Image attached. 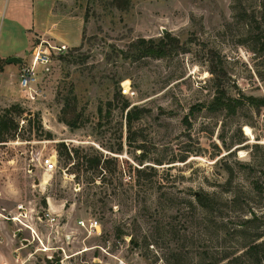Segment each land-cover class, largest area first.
Here are the masks:
<instances>
[{
  "label": "rangeland",
  "instance_id": "rangeland-1",
  "mask_svg": "<svg viewBox=\"0 0 264 264\" xmlns=\"http://www.w3.org/2000/svg\"><path fill=\"white\" fill-rule=\"evenodd\" d=\"M4 1L2 53L23 50L29 64L40 39L68 46L40 68L36 99L20 77L0 98V115L21 108L11 112L18 127L0 135V211L23 203L57 217L54 226L36 219L51 249L29 262L249 264L231 260L264 230L262 220L241 224L264 212V192L254 189L264 184V107L230 113L208 105L221 89L264 97V0H120L124 8L115 0H35L31 27L30 1ZM150 40L167 54H147ZM23 64H15L19 76ZM125 100L145 109L131 144ZM62 143L116 158L115 173L79 174L78 158L59 156ZM52 155L57 168L47 172L43 159ZM203 191L218 198L210 209L197 201ZM79 219L98 220L100 233ZM7 223L0 218V228ZM17 244L24 259L38 245ZM10 249L0 244L11 258Z\"/></svg>",
  "mask_w": 264,
  "mask_h": 264
},
{
  "label": "trees",
  "instance_id": "trees-1",
  "mask_svg": "<svg viewBox=\"0 0 264 264\" xmlns=\"http://www.w3.org/2000/svg\"><path fill=\"white\" fill-rule=\"evenodd\" d=\"M115 1L117 6L124 8V6L120 4V0H115ZM263 8H264V3H263ZM141 41L144 42L145 40H141ZM152 42H153L152 40L148 41V44H151L150 45L151 47L146 46L145 48L147 54H151L155 56H163L167 54L168 51L167 45L159 44L156 46H152ZM261 49L262 51H264V42L262 44ZM121 95H123L122 92L118 91L115 95V98H118V96ZM111 103L112 102L110 101L109 104ZM244 104H251L256 107H264V97H257L253 95H249V96L240 95L239 97H233L228 95L225 92V90L221 89L219 90L218 95L215 96L214 100L208 105V109L217 110L220 108H226L228 112L235 113L237 109L242 107ZM122 110L126 111V124L128 128L127 139L128 142L131 144L133 143V141L137 140V136H136L137 130H134V123L142 118L145 109L142 107H138L136 105L131 106L130 102L128 100H125ZM13 111L21 112L20 106L13 105L10 108L6 109L4 111V114L0 115V135H2L3 133L9 130L16 129L18 127V124L13 120V117L11 115V112ZM63 112H66V108L63 110ZM99 112L102 113V108H99ZM63 121L71 127L78 126V122H76V120L73 121L67 118H63ZM185 121L189 123L188 117H186ZM58 151L60 157H65L64 158L65 161L69 162V160L74 158L79 159L76 165V169L79 174L81 173L86 174V170H90V169L93 171V174L97 176L98 175L104 176L105 174H103V172H105V170L108 171L111 175L115 173L114 167H112V165L110 164L113 163L114 159L117 161L116 158H110V157L104 158L101 154L91 155L85 153L79 155L78 150L68 147V145L65 143L59 144ZM184 160H186V158H184L182 161ZM140 164H143V161H141ZM146 166L148 165H145L142 168L135 167V171L137 172V174H141ZM245 166L253 169L250 165L246 164ZM254 189L260 192H264V184L256 182L254 185ZM196 197L198 203L203 208H209V209L213 207L212 206L213 203L217 202L218 199L216 196L206 191L197 194ZM234 199H236V196L234 197ZM251 215H252L251 217H245L242 220L241 224L248 226L250 223L252 224L259 220L264 221V212L262 214H258L256 211H251ZM243 247H244L243 248L244 251L241 252L239 255L234 256L231 262L237 261L241 258H246L249 264H254V263L261 264V262L264 259V230L260 232H256L254 239L246 242ZM217 263L218 262H213L211 264H217ZM48 264H53V262L48 260ZM57 264H61V262L57 260Z\"/></svg>",
  "mask_w": 264,
  "mask_h": 264
},
{
  "label": "built area",
  "instance_id": "built-area-1",
  "mask_svg": "<svg viewBox=\"0 0 264 264\" xmlns=\"http://www.w3.org/2000/svg\"><path fill=\"white\" fill-rule=\"evenodd\" d=\"M68 50V46L64 43H53L46 39H40L33 48L31 60L29 64H23L20 71V86L22 90L28 93L30 99H36V89L33 86V82L36 81L37 74L41 67L46 68L53 60L55 54L59 55ZM44 168L47 172H52L57 168V160L55 156L45 157ZM0 218L11 221L14 230H18L20 233L28 232L26 238L30 240L31 244H38L34 252L30 253L28 258H22L19 248L15 250L14 257L11 260H5L1 264H41L38 262H29L31 257H34L38 252L50 251V247L44 243V239L40 236L36 227V219L38 222H46L48 225L54 226L57 224V217L54 216L48 210L37 211L33 207H28L23 203H20L16 207V212H3L0 211ZM78 224L87 230H96L100 233V224L98 220H90L88 223L84 219H79ZM58 225V224H57ZM15 235V234H14ZM16 236V235H15ZM3 237L0 233V242ZM48 259H52V255L46 254Z\"/></svg>",
  "mask_w": 264,
  "mask_h": 264
},
{
  "label": "crops",
  "instance_id": "crops-1",
  "mask_svg": "<svg viewBox=\"0 0 264 264\" xmlns=\"http://www.w3.org/2000/svg\"><path fill=\"white\" fill-rule=\"evenodd\" d=\"M9 1L10 0H8L7 3H9ZM11 1H12V3H15L14 0H11ZM28 1H30V3H31V5L29 4V6L31 8V9H29V13L31 11V17H30L31 18V23H30L29 27H31V26H33L34 21H35V14H34L35 7H34V5H36V4L34 2L35 0H28ZM4 2H5L4 0H0V16H1V13L3 11ZM32 4H33V6H32ZM22 51L23 50H21V52ZM21 52L19 50H12V51L6 52V53H2L0 51V59H4V58H7L9 56H14V55L18 56V55H21V54L24 53V51H23V53H21ZM18 77H19L18 68H17V66L15 64L5 63L3 65V67L0 68V98H8V97H10L7 87L9 86L10 81L14 82L15 81L14 79H16V78L18 79ZM7 224H8L7 225L8 230H7L6 226H1V228H0V229H2V233H3L2 234L0 232L2 234V237H3V240H2V242H0V244L4 243V242L8 243V245L11 248L10 249V253L12 254V255L10 254V256H12V257L10 258L6 254H4V253H2L0 251V264L3 261H5V260L13 259L14 252L19 247L17 242H19L21 244L20 237L21 236L24 237L22 235V233H19L18 235L15 236L14 235V231L15 230L13 229V226L11 224H9V223H7Z\"/></svg>",
  "mask_w": 264,
  "mask_h": 264
},
{
  "label": "water",
  "instance_id": "water-1",
  "mask_svg": "<svg viewBox=\"0 0 264 264\" xmlns=\"http://www.w3.org/2000/svg\"><path fill=\"white\" fill-rule=\"evenodd\" d=\"M7 63H10V64H23L24 63V60L21 58V57H19V56H16V55H14V56H10L9 58H7ZM20 232L18 231V230H15L14 231V234L15 235H18ZM20 242H21V244L22 245H28L29 243H30V240L28 239V238H26V237H20Z\"/></svg>",
  "mask_w": 264,
  "mask_h": 264
}]
</instances>
